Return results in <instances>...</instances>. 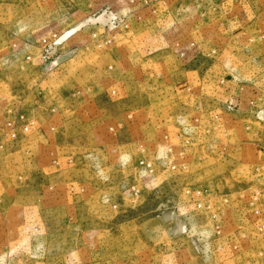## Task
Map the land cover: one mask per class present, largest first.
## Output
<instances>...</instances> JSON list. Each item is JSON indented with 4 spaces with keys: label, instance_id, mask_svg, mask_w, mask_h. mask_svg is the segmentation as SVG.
Wrapping results in <instances>:
<instances>
[{
    "label": "rangeland",
    "instance_id": "374dc122",
    "mask_svg": "<svg viewBox=\"0 0 264 264\" xmlns=\"http://www.w3.org/2000/svg\"><path fill=\"white\" fill-rule=\"evenodd\" d=\"M126 1L100 0L99 8V0H0V105L22 112L26 105L24 113L36 118L32 104L47 97L50 88L58 103L76 105L83 98L69 96L89 86V98L103 110L89 134L69 136L78 145L74 151L56 154L66 157L67 166L46 174L90 182L84 199L76 194L80 186L68 184L51 197L53 203L46 193L36 199L33 182L23 184L35 178V153L19 152L20 139L7 136L6 116L0 115V264H264V117L257 122L255 116L264 112L258 101L264 98V75L256 64L264 55H250L264 41L257 31L251 42L233 39L204 9L190 8L188 18L179 21L186 39L171 46L148 24L130 21ZM101 13L105 34L113 32L108 18L115 14L124 16L128 28H119L114 43L102 50L95 51L90 41L71 47L95 30L86 21L80 28L82 19ZM255 26L262 37L264 14ZM68 27L62 34L72 30L70 50L80 52L63 61L60 71L39 68L33 55L26 61L28 45L38 47L42 37ZM182 47L189 48L184 56ZM181 66L197 72H180ZM220 83L233 84L230 99L239 108L228 109L220 90L221 102L214 101L211 95ZM246 99L256 106L247 110ZM115 124L121 128L110 134L107 128ZM177 134L189 141L183 147L184 173L157 170L150 182L135 175L137 160L156 159L155 147ZM100 143L108 154L96 150ZM79 146L90 151H78ZM101 159L108 168L95 167ZM93 181L103 183L101 191ZM132 182L141 191L134 203L123 195ZM187 188L201 189L204 208L211 207H189ZM185 226L189 234L182 233Z\"/></svg>",
    "mask_w": 264,
    "mask_h": 264
},
{
    "label": "crops",
    "instance_id": "0c3cea01",
    "mask_svg": "<svg viewBox=\"0 0 264 264\" xmlns=\"http://www.w3.org/2000/svg\"><path fill=\"white\" fill-rule=\"evenodd\" d=\"M144 1L146 2V5L143 3ZM140 2L141 3H139V5L135 8L136 12H133L129 15L130 21H134V23L139 24H142L143 22L148 24L156 30V35H158V37L171 42V46H177V43L186 39L184 30L180 27L179 21L183 20V18H188V15L191 13L189 12L190 8H192L193 10L197 9L200 12H202V9H204L203 14L206 13L207 16L209 15L211 22L215 24L218 22V24H220L221 27L224 28V32L227 31L228 35L230 34L233 39L237 38L236 40L245 43L248 41L251 42L254 38H256V36H252L251 33L253 31H257V38L261 41H264V38L258 37L261 35V32H259L258 27L255 26L258 19L264 14V0H140ZM85 3L87 2L85 1ZM97 3H99V8H102L103 3L100 2V0ZM70 4L73 5V2L70 1ZM70 4H68L69 11L71 9ZM81 4H84V2H81ZM8 8L9 5H5L3 7L6 14L9 11ZM212 8L213 11H215L214 15L213 13L207 14L208 12H210V10L212 11ZM5 13H3V15H5ZM66 14L68 13L66 12ZM59 16H61V14L55 17L56 21ZM67 20L68 19H66L65 24ZM82 20H84L82 21L83 23L79 24L81 26H83L85 21H87L88 19L84 17ZM70 24L71 22H68V25ZM69 28L70 27L61 30L55 29V31L50 32V34H61L63 31ZM84 34L81 35L82 38L80 41L82 42L74 44L71 47L75 45L83 46V44H87L86 42L90 40L87 38V35ZM72 39L73 38H71L69 41L67 40L68 42L66 41L63 47L59 49L61 62L57 68L52 70L53 73L60 71L63 68L62 66L64 65V63L71 60V55L75 53L78 54L80 52V50L77 52L70 50V41ZM191 46L195 47V44ZM26 49H28V53L25 55L26 57L31 55H33L32 57H38V47L36 46V43L32 44L31 46L28 45ZM180 50L179 53L182 52L180 56H184L189 48L182 47ZM250 55H252L253 58L255 56L264 55V47L251 52ZM35 59L33 58V60ZM256 64L261 65L259 71L264 75V59L258 58ZM25 67L30 70L33 69L34 71H38V67L36 68L31 64H28ZM179 69L180 72L185 73L197 72V70H192L185 66H181ZM196 87L200 89L199 86L196 85ZM233 87V84L216 85L212 92V94L215 96H211L213 97L214 101L221 102V100H218V94L221 91L220 93L225 94L226 96L223 102H226L228 101V99L230 100L232 89H234ZM223 89L225 90V92H222ZM90 90L91 88L87 86L85 90L76 91L71 96H69L72 99H74L73 97H77L78 95L83 98L82 102H78L76 103V105H74L67 102L63 103L65 102V100H61V102L58 103V98H56L55 91L50 88L47 97L44 96L43 99H40L37 104H32L36 106L39 114H37L36 125L33 130H31L30 134L19 140V152H22L25 157V151L27 150H32L35 153L34 161L32 163V167L34 170L32 173L35 175V178H25L23 184H25L26 180L27 184L31 182L34 183V186L36 187L34 188V191L37 200L40 199L41 201L44 193H46L48 196H50V199L47 200V202L53 203L51 197L55 195V192H57L58 189H62L60 188L61 185L66 186L68 184H76L77 186H80V193L76 194L84 199L85 194L82 193H85L86 189L83 188L90 186V182L84 181L82 183H72V181L69 180H58V176L56 175V173L55 175L53 174L48 177H46V174H52L53 172H57V170L61 169V167L63 168L67 166L65 162L66 157L62 156L63 153L60 154V156H62H59L60 158H58L56 154H58L60 151H74L73 149L78 146L76 145V141L71 139L69 136H73L76 134H82L81 136H85L83 134H89V131L91 130V128H93L92 122H95L96 119H99V117L102 116L103 110L89 98L90 94L88 93H90ZM23 108L26 109L27 106L23 105ZM52 108H55V113L53 115L50 113V110ZM50 128H54V130L50 131ZM117 131H115V133H117ZM79 140H81V138ZM102 143L98 144L95 147L96 150L99 153H103V155L108 154L106 145ZM119 147L120 144H117V147H115L116 150H118ZM81 150L84 152L90 151V149L86 146H79L78 151ZM87 160L90 161L91 158L83 159V161ZM100 161L101 164L96 161V168L100 170L108 168V166L103 162V159H101ZM68 162H70V160ZM81 162L79 163L80 165ZM24 165L26 166L27 164ZM29 169H31V167ZM97 182H92V184L94 185L93 187L101 191L103 183L99 182V185L96 186L95 184H98ZM47 190L48 192H46ZM71 196L74 198L76 197L74 196V193ZM104 199V201L110 200L107 196H104ZM178 244L180 245L179 240Z\"/></svg>",
    "mask_w": 264,
    "mask_h": 264
},
{
    "label": "built area",
    "instance_id": "2783aa9c",
    "mask_svg": "<svg viewBox=\"0 0 264 264\" xmlns=\"http://www.w3.org/2000/svg\"><path fill=\"white\" fill-rule=\"evenodd\" d=\"M127 4L130 5L131 10L127 11L128 14L135 13L136 6L139 5L140 0H127ZM146 5V2H143ZM103 14H99L95 19L87 20V24H92L95 27V30L91 31L90 33H85L87 38L90 40L91 44L95 47L96 50H102L107 46H110L115 41V33L118 29L128 28L127 20H125L124 16H117L112 15L108 18V26L109 32L113 31L112 33L105 34V25L103 24ZM83 26H80L82 28ZM78 28V29H80ZM115 31V32H114ZM62 34V33H61ZM58 33H52L50 36L42 37L38 44V57L37 62L40 63L39 68L45 69L48 65V70L52 71L53 69L57 68L60 64V53L59 49L63 47L64 43L69 39L72 35V30L68 32H64L62 35ZM264 38V36H262ZM85 46V44H83ZM26 61H31V56H27ZM225 84V83H220ZM264 87V86H263ZM111 94L114 95L115 91H111ZM234 93L232 92L231 95ZM36 95L40 98L42 97V91L37 89ZM259 95V94H257ZM231 98V96H230ZM254 99V98H252ZM259 104L261 102L264 103V98H260ZM256 101L246 99L244 101L245 108L247 110L253 109L256 105ZM227 108L232 109L234 107L239 108L237 104H233V100L226 101ZM262 105V104H261ZM20 109V108H19ZM21 110V109H20ZM20 110H15L13 106L8 104L0 105V115L4 114L6 116V120L3 124V130L12 140L22 139L25 136H28L33 130L36 125V118L25 114V109L23 108V112ZM20 111V112H17ZM50 113L53 115L55 113V108L50 110ZM257 122L263 120L264 112L263 110H257L255 113ZM217 118L216 115L213 116L215 120ZM121 128L120 124H116L114 126H109L107 128L110 134H115V131ZM54 128H50V131H53ZM173 139H183V142H173ZM165 143L163 145H158L155 147V156L157 155L156 159H146L142 158L136 161L134 170L135 175H139L143 180L150 182L154 179L155 173L157 170H161L162 172H170V173H177L182 174L186 168V164L184 163V145H188L189 141L186 137H182L181 134H177L176 136L169 138L168 136L164 137ZM123 195L129 202L134 203L141 197V191L135 183H131L128 185L125 190L123 191ZM202 195L203 192L201 189L191 190L189 188L185 189L184 196L188 198L187 205L189 207H193L194 209H209L210 205H205L202 203ZM226 201V200H225ZM210 206V207H209ZM115 209L116 206H113ZM190 209H186V212ZM260 210L257 209L254 213L257 215L259 214ZM212 218H216L215 214L211 215ZM215 226V225H214ZM264 229V224L261 225L260 231ZM216 233L221 232L220 226H215ZM183 234H189L190 229L188 227L182 228ZM187 236V235H186ZM194 248H196V242H193Z\"/></svg>",
    "mask_w": 264,
    "mask_h": 264
}]
</instances>
